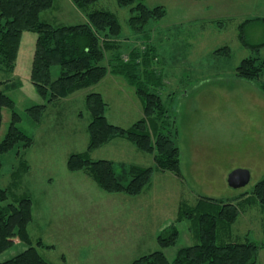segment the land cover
Listing matches in <instances>:
<instances>
[{"label": "rangeland", "instance_id": "374dc122", "mask_svg": "<svg viewBox=\"0 0 264 264\" xmlns=\"http://www.w3.org/2000/svg\"><path fill=\"white\" fill-rule=\"evenodd\" d=\"M145 4L150 8L163 6L167 13L138 33L128 26L130 9L119 6L117 0H99L94 5L119 17L123 33L115 43L120 44L124 58L134 49L145 51L147 46H155L159 56L152 67L162 80L158 93L169 104L179 131L176 140L181 149L183 177L156 172L147 189L137 197L107 193L86 173L71 172L67 165L72 154L85 153L89 146L92 119L86 106L87 95L102 94L108 104L106 116L110 124L128 129L143 117L135 89L123 78L108 74L98 85L48 105L41 122L36 124L26 110L46 103L27 76L33 65L37 34H23L17 70L25 84L5 93L15 101L16 111L22 116L19 127L32 137L33 144L3 156L0 189H8L9 201L30 198L33 221L29 235L33 246L51 264H131L141 256L162 250L158 237L175 223L183 204L194 206L200 197L238 204L237 198L252 192L264 178V168L256 171L251 159L234 160L245 166L237 168L248 169L252 174L250 183L239 189L224 185L225 173L216 166L203 165L206 170L198 175L203 177L200 181L190 171L192 142L199 138L196 131L203 135L205 141L201 143L218 141L222 145L234 138L240 143L232 152L238 155L243 151L239 147L244 143L243 136L251 132L260 115L259 108L252 107L258 98H250V93L257 95L250 85L259 87L258 84L239 79L235 73L242 60L253 55L240 40V25L248 18H264V0H145ZM41 19L55 26H68L83 23L86 16L71 0H55L53 8L43 12ZM245 33L252 44L264 42L261 22L250 24ZM226 46L230 57L215 54ZM112 55L113 52L106 53L105 65ZM254 55L264 58V47ZM11 119V110L3 109L0 142ZM221 124L231 130L222 132ZM205 132L208 133L204 136ZM209 132L221 135L212 139ZM90 158L112 161L121 177L128 166L154 165L152 155L125 139L105 144L91 152ZM177 226L179 240L165 250L170 260L180 249L198 243L190 231V222L185 220ZM231 229L232 235L225 231L221 240L244 242L249 238L264 243L261 205L244 204ZM5 245L1 261L29 248L15 236H8ZM258 261L264 264V248Z\"/></svg>", "mask_w": 264, "mask_h": 264}, {"label": "trees", "instance_id": "16d2710c", "mask_svg": "<svg viewBox=\"0 0 264 264\" xmlns=\"http://www.w3.org/2000/svg\"><path fill=\"white\" fill-rule=\"evenodd\" d=\"M71 1L84 13L86 21L55 26L41 19L43 12L53 8L55 0H0V130L2 110L7 108L12 113L9 130L0 142V171L3 156L20 146L30 148L33 144L32 137L19 127L22 116L16 111L15 101L5 93L22 87L21 82L13 80L11 75L17 67L23 34L32 32L37 34V41L31 82L46 102L26 110L33 122H41L48 105L98 85L108 74L121 77L132 86L143 106V117L125 129L108 121V104L103 95L89 93L86 97L92 119L89 146L85 153L69 157V171L86 173L107 193H123L133 197L140 196L147 189L156 172L172 173L182 178L176 119L169 104L158 93L162 80L152 67L157 60L155 46H147L145 51L134 49L124 58L119 50L120 44L115 43L123 33L119 17L110 10L94 7L99 0ZM117 3L130 9L128 26L136 33L145 31L152 22L163 19L167 13L163 6L150 8L145 0H117ZM253 22L264 24V18L246 20L240 25V40L253 55L242 60L235 75L258 84L264 93V81H261L264 77V58L254 55L264 47V42L252 44L245 33ZM107 52H113L108 66L104 64ZM215 54L230 57L231 51L226 46ZM115 139H125L141 152L152 155L154 165L128 166L121 177L117 175L112 161L90 158L91 152ZM249 194L238 204L201 197L194 206L183 204L175 223L158 237L162 250L141 256L131 264H261L258 255L264 243L249 238L244 242L221 240L223 234L232 235L231 227L240 217L244 204L257 201L264 212V179ZM185 220L190 222V231L198 243L180 249L170 260L165 250L177 244L180 237L177 224ZM32 221L33 203L30 198L9 201L8 189L1 188L0 256L6 250L5 240L8 236L19 238L29 248L9 260H0V264H51L32 244L28 230Z\"/></svg>", "mask_w": 264, "mask_h": 264}, {"label": "crops", "instance_id": "0c3cea01", "mask_svg": "<svg viewBox=\"0 0 264 264\" xmlns=\"http://www.w3.org/2000/svg\"><path fill=\"white\" fill-rule=\"evenodd\" d=\"M245 15H248V14L246 13ZM245 17H247V16H244V18ZM256 18H259V17H256ZM251 19H255V18H248L246 20H251ZM19 56H20V54H19ZM158 56H159V54H157V60H158ZM17 68H18V63H17V67L15 69V72L13 73L12 79L16 80L18 82H21L22 87H23L24 81L22 79H20L21 78V76H20L21 71L18 72ZM17 76H18V78H17ZM27 76L30 77V80H31V72H29V74ZM250 86H251L252 90L257 92V95L255 94V97L253 96L252 93H250V95H251L250 98H252V99L258 98L257 100H254L252 102V107L253 108H259V111H257V110L256 111L260 115L257 117V120L253 125L250 123L252 125L251 126V132L248 135L243 136L244 143H242V145L239 146V147L243 148L242 153L236 155L232 152L234 150L235 144L238 146V144L240 143V142H238V143L234 142V141H237L234 138H231V139L229 138L226 142L224 141V143L222 145L218 141H213L210 144L201 143L202 141H205L203 138V135L196 131L199 138L195 137V139L192 142V145H193L192 147H194L192 149V153H191L193 156V164L190 167V171H191V174L194 176V178L198 179L199 181L203 177L199 178L198 175L200 173L202 174V172H204V170H206L205 168H203V165L204 166L205 165L206 166H208V165L216 166L219 169V171H221L222 173H225L224 178H223V184L224 185L228 183V176H229L228 173L229 172L231 173L232 171H234L236 169H244V168H237V167H245V166H242V163H235L234 160H236V159H238L237 161L242 160V162H246L249 159H251V163L255 164V170L256 171H259L260 169L264 168V135H263V133H264L263 132L264 131V120H263V122H261V110H262V115L264 118V94L261 93L262 91L259 87H257V86L253 87V84H251ZM19 88H21V87H19ZM19 88H17V89H19ZM17 89H14V91ZM140 103H141V101H140ZM141 106H142V103H141ZM195 107L196 106H194V108ZM142 108H143V106H142ZM237 115H239V114H237ZM217 121L219 122L221 120L218 119ZM219 126L221 127V131L223 132L224 124H221ZM224 130L229 131L231 129L225 128ZM178 132L179 131L177 129V133ZM207 133L208 132H205L204 136ZM209 134L211 136H213L212 139H214V137L216 135H221L220 133L215 134V132H214V135L211 132H209ZM178 135H179V133H178ZM246 138H248V141L246 140ZM250 139H251V141H250ZM244 157L247 159H244ZM246 170H248V169H246ZM250 173H251V171H250ZM251 177H252V174H251ZM260 181H262V180H260ZM218 187L221 188L222 186H218ZM245 194L238 197L237 199H239V201L236 203H239L243 197L245 198V197L250 195L249 193H248L249 195H245ZM255 203L258 204L257 201ZM255 203L253 202V204H255Z\"/></svg>", "mask_w": 264, "mask_h": 264}, {"label": "water", "instance_id": "95a60500", "mask_svg": "<svg viewBox=\"0 0 264 264\" xmlns=\"http://www.w3.org/2000/svg\"><path fill=\"white\" fill-rule=\"evenodd\" d=\"M251 181V173L246 169H236L228 176V184L231 188L239 189L246 187Z\"/></svg>", "mask_w": 264, "mask_h": 264}]
</instances>
